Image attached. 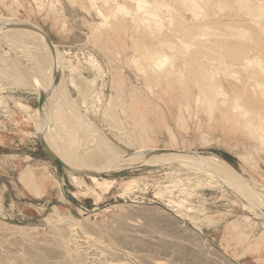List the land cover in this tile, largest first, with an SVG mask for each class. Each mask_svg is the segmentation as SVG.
Instances as JSON below:
<instances>
[{"label":"rangeland","instance_id":"rangeland-1","mask_svg":"<svg viewBox=\"0 0 264 264\" xmlns=\"http://www.w3.org/2000/svg\"><path fill=\"white\" fill-rule=\"evenodd\" d=\"M105 1L0 0V16L5 21L34 25L56 45L60 53L57 67L59 62L63 64L62 90L66 93L59 98L73 111L67 113L66 109L62 114L66 118L59 115L66 132L78 129L86 134L88 125L95 124L129 155L170 148L214 156L226 160L259 195L264 189V14L259 8L264 3L256 7L243 1L220 0L207 9L205 6V18L196 19L190 3L157 0L170 3L176 10L163 8L156 21L147 16L142 22L133 17L138 9L134 1ZM119 3L130 7L133 14L116 12ZM205 24L210 28L204 30ZM240 27L245 29L240 32ZM4 36H0V75L4 73L0 76V225L14 231L8 238L21 237V242L31 238L43 243L52 234L47 218L59 213L82 226L93 224L110 232L113 229L112 237L100 236L95 230L91 233L95 231L96 235L92 234L99 239L103 236L102 245L108 244L118 252V258L131 264L147 263L145 252L151 255V261L165 264H264V212L256 207L263 214L260 216L249 208L253 203L224 181L219 179V185L196 169L185 167L182 153H171L181 163L160 159L101 177L112 182L108 189L94 186L88 177H84L85 186L74 182L44 149L38 121L29 119L19 105H30L36 115L43 112L46 103L39 109L43 88L35 86L31 75L42 74L50 79L53 69L41 59L52 70L48 72L40 59L20 51L22 42L10 44L6 41L8 35ZM39 37L45 40L41 34ZM184 43L191 47L187 50ZM164 54L169 55L170 65L155 72L147 56ZM13 64L14 70L19 66L22 70L11 72ZM80 102H85L82 108ZM235 104L240 108L234 110ZM67 115L74 116V122ZM88 117L92 123L88 124ZM82 123L85 130L80 127ZM93 132L89 130L87 137ZM76 133L74 138L85 135ZM151 209L159 215L154 212L153 216ZM159 209L162 216L165 213L163 217ZM127 216L141 223L134 221L131 226ZM167 225L182 231V245L178 241L180 244L161 250L165 242L157 241L156 245V240L149 238L165 234ZM138 232L147 235L148 240L140 236L148 241L144 244L147 248L136 242ZM119 236H134L131 243L136 242L140 250L133 248L128 237Z\"/></svg>","mask_w":264,"mask_h":264},{"label":"bare ground","instance_id":"bare-ground-1","mask_svg":"<svg viewBox=\"0 0 264 264\" xmlns=\"http://www.w3.org/2000/svg\"><path fill=\"white\" fill-rule=\"evenodd\" d=\"M105 1V0H103ZM135 2L136 6L138 7L137 10H135L134 12V16L133 17H138L141 19L142 22H146V19H147V16H151V17H148L150 19H153L152 17H160V12L162 11V9H167L169 12L173 11L175 8L173 5H171L170 3L168 2H161V1H157V0H132ZM185 3H190L191 4V7H190V10L191 12L193 13L194 17L196 19H203L205 18L206 16V9L208 8L209 4H213L217 1H220V0H216V1H213V0H183ZM237 1H243L245 4H249V5H252L254 4L256 7H258L260 4L264 3V0H237ZM95 2V1H94ZM93 2V3H94ZM105 2H109V0L105 1ZM239 3V4H242L243 3ZM108 4V3H107ZM94 5V4H92ZM96 5V4H95ZM94 5V6H95ZM114 6V5H113ZM205 6H206V9H205ZM241 6V5H240ZM115 7V6H114ZM210 7V6H209ZM242 7V6H241ZM96 8V7H95ZM99 9V8H98ZM97 9V10H98ZM96 10V9H95ZM176 10V9H175ZM174 10V11H175ZM261 14H264V6H261L259 8ZM208 11V10H207ZM98 12L100 13V15H104V13L99 9ZM116 12H123L125 13L126 15H130V14H133L132 12V9L128 6H126L125 4H122V3H119L117 6H116ZM181 12V11H180ZM122 13V14H123ZM182 13V12H181ZM180 14V13H179ZM109 15V14H108ZM182 15V14H181ZM250 15V14H249ZM208 16V15H207ZM251 16V15H250ZM105 17V16H104ZM169 17H172V16H169ZM253 17V16H252ZM108 18V16L106 17ZM194 18V19H195ZM255 18V17H254ZM162 19V18H161ZM195 19V20H196ZM144 20V21H143ZM149 20V19H148ZM157 19H155L156 21ZM163 20V19H162ZM159 21V20H158ZM157 21V23H158ZM254 21V20H253ZM257 21V19H256ZM255 23L258 25L260 24L259 22H256ZM259 21H262V20H259ZM4 22H7L4 20V18H2V16H0V25H2V23ZM263 22V21H262ZM261 22V23H262ZM159 24V23H158ZM173 25V24H172ZM255 25V24H254ZM161 26V25H160ZM163 26V25H162ZM260 26V25H258ZM204 30L210 28L208 27L206 24ZM261 27V26H260ZM240 32H242V30H244L242 27H240ZM261 28H264V25L263 27ZM240 32H237L238 35L240 34ZM246 32V31H245ZM263 32H264V29H263ZM4 35H8V38L6 41H8V43H12V44H19L18 42H22L19 44V46H21L22 48H20L22 52H28L30 55H32L34 58L36 57L38 60L40 59V64L43 63V61L41 59H43L45 62L48 63L49 66H51L53 69V71L51 69H49L50 67L47 65V63H43L44 64V68L46 69V65L48 67L49 70H47L48 72H50V70L52 72H50V79H48L47 77H44L42 74L40 75H31V78H33V81H34V84L36 87L38 86H41L39 88H43V92L44 93H49L50 92V95H49V99L48 101L46 102V107L45 109L43 110V112L39 113V114H34L33 112V107H31L30 105L28 104H19L22 106V109L25 110V112L27 113V116L29 117V119H34V120H37L38 123H39V126L40 128L45 126L46 123H47V119H46V115H47V112L49 111L50 109V112H51V119H50V126H49V129H50V135H51V140L53 141V145L52 148H54V150L62 157L64 158L66 161L68 162H72L74 164H77V165H83V166H87V167H96V166H99V165H103L104 161H107V163H110L111 161H114L116 159L120 160L119 161V164L121 163H130V162H133L135 160H137L139 158V161L143 158V156L141 157H135V156H131L128 154L127 151H125L124 149H122L121 147H119L115 142H113V140L106 134H102L101 131L97 130L98 128L96 126H94L95 124H90L93 128L91 129L90 128V125L89 122H91V119H89L90 117H88V119L90 121H88V124H86V121L85 120V123L84 125L86 124V127L88 125V128L87 130H92V134L89 135V138L87 137V132L86 134L83 133L81 130H78L75 131V129L73 130L74 132V135L76 132H82L83 133V137H75L74 138V135H73V132H70L68 133L69 129L67 128V131L65 130V128L62 126L64 124L60 123V119H63L61 118V116L59 117V115H62L63 112H65V110L67 111V113H69L70 108L68 109L66 106H64L63 104V101L61 102L60 100V94L62 93V95L66 94V93H63V87L62 86V78H61V84L59 82L58 85L56 86H53V83L51 82L53 80V77L56 75L57 72L55 71V67H57V64L58 62H54V58L52 59L51 57H53V55H50V49L47 47V44H46V41L45 40H41L42 38H40V34L39 33H36L32 30H26V29H19V28H10V29H2L0 27V36L2 37H5ZM229 35V34H228ZM165 36V35H164ZM235 36V35H234ZM1 38V37H0ZM195 38V37H193ZM41 41V42H40ZM165 41V40H164ZM180 41V40H179ZM178 41V42H179ZM171 42V41H170ZM175 42V41H174ZM185 44V43H184ZM186 44H188V42H186ZM185 44V45H186ZM176 46V45H175ZM191 47V44L190 45H186V47ZM193 46V45H192ZM1 47V46H0ZM187 47V50L189 49ZM259 47V46H257ZM49 51H48V49ZM192 49V48H191ZM58 50V49H57ZM56 50V51H57ZM59 52V51H58ZM188 52V51H187ZM60 55V53H58ZM57 54V55H58ZM9 55V54H8ZM51 56V57H50ZM59 57V56H58ZM148 62L150 63V67L155 71V72H160L163 70V68H166L168 67L170 64H169V60H170V57L169 55L167 54H164V55H157V56H153V55H148ZM3 59V58H2ZM60 59V58H59ZM62 59V58H61ZM60 59V60H61ZM248 59V58H247ZM252 59V58H251ZM257 59V58H256ZM58 60V58H57ZM59 60V61H60ZM5 61V60H4ZM42 61V62H41ZM62 61V60H61ZM1 62V60H0ZM7 63L10 61H6ZM14 62V60H13ZM11 62V63H13ZM53 62V63H52ZM251 62V60H247V63L249 64ZM2 63V62H1ZM16 63V61H15ZM94 63L96 62H92V64L94 65ZM5 64V63H3ZM17 64V63H16ZM19 64V63H18ZM59 64L61 65L62 63L59 62ZM69 64V63H68ZM58 66L57 68L61 67V66ZM7 66V65H6ZM12 66V64L10 65V67ZM14 65L13 64V70L12 69H9V65L7 66V68L9 70H12L11 72L13 71H17L16 69H18V71L22 70V69H19L20 66L18 68H15L14 70ZM97 66V65H96ZM62 67H63V64H62ZM17 71V72H18ZM19 71V72H20ZM18 72V73H19ZM28 72V71H26ZM54 72H55V75H54ZM1 73V72H0ZM9 73V71H8ZM62 73V71H61ZM3 76H4V73H2ZM1 74V75H2ZM14 74H16V72H14ZM0 75V76H1ZM6 75V74H5ZM8 76L10 74H7ZM63 75V74H62ZM71 79V78H70ZM73 80V79H72ZM74 81V80H73ZM72 81V82H73ZM92 83V82H91ZM256 83V82H255ZM259 85V84H257ZM63 87V88H62ZM258 87V86H257ZM0 88L1 87V84H0ZM3 89H1L2 91ZM65 90V89H64ZM65 92V91H64ZM94 94V93H93ZM61 95V96H62ZM3 98V97H2ZM0 97V101L2 99ZM63 98V96L61 97V99ZM66 98V97H65ZM64 98V99H65ZM6 99V98H5ZM5 99H4V102H5ZM63 99V100H64ZM68 99V98H66ZM65 99V100H66ZM3 101V99H2ZM65 102V101H64ZM2 103V102H1ZM66 103V102H65ZM83 103L85 102H80V105L79 107H81L83 105ZM5 104V103H3ZM66 105V104H65ZM77 105V106H78ZM245 106V105H244ZM2 107V106H0ZM6 107V106H5ZM69 107V106H68ZM85 107V105L83 106ZM65 108V109H64ZM74 108V107H73ZM82 108V107H81ZM240 108V105L239 104H235L234 105V110L236 109H239ZM79 109V108H77ZM80 110V109H79ZM86 110V109H85ZM73 112V111H71ZM76 112V109L74 111V113H70L71 115H74ZM82 112V111H81ZM78 113V112H77ZM83 113V112H82ZM81 113V114H82ZM88 113V112H87ZM78 115V114H77ZM63 116V115H62ZM65 118H66V115H64ZM63 116V117H64ZM69 117V115H67ZM72 117V116H71ZM69 117L70 119H73V122H74V116L73 118ZM87 117V116H86ZM60 118V119H59ZM79 120V122L82 120V118H77ZM84 119V118H83ZM86 119V118H85ZM65 120V119H64ZM67 121L69 119H66ZM76 120V119H75ZM63 121V120H62ZM65 121V123L67 122ZM78 122V121H76ZM78 124H81L79 123ZM69 123V122H68ZM72 123V121L70 122ZM92 123V122H91ZM76 124V123H74ZM66 126V124L64 125ZM69 126V125H68ZM74 126V125H73ZM72 126V128H73ZM71 127V126H69ZM78 127V126H77ZM81 128L85 127L83 126V123L82 125H80ZM83 128L84 130L86 129ZM64 128V129H63ZM78 132V133H79ZM85 132V131H84ZM72 135L71 136H69ZM78 133H76L78 135ZM82 133H79V134H82ZM91 133V132H89ZM120 133V132H119ZM118 133V134H119ZM120 135V134H119ZM73 136V137H72ZM80 136V135H79ZM86 136V137H85ZM124 136H126L124 134ZM122 137V136H121ZM78 138V139H77ZM74 139H77V140H74ZM124 139V137L122 138ZM89 142V143H88ZM96 148V150H95ZM176 150V149H175ZM185 156L183 157L185 162L184 161H181L183 162V164L185 165V167L189 166V168H194L195 171H198L200 174L202 173V175H205L207 178L209 177L210 180H213L214 182H216L217 184H221L220 183V178L221 177H230L231 175H235V176H240L238 174V172L226 161V160H223V159H215L213 158L214 156L212 157H196L194 158V156L192 154H184ZM174 156L176 157V155H172L171 153H167V154H160V155H154L153 158H155L156 160H160V159H168V160H171V159H174ZM180 159V158H179ZM179 164V163H178ZM205 166L206 169L203 167ZM188 168V169H189ZM204 168V169H203ZM194 172V171H193ZM72 176V179L74 182H76L78 185L80 186H85L86 184V181L84 179V177L82 176H78V175H74V174H71ZM218 176H221L220 178ZM92 183L94 184V186H97L99 188H109L111 183L110 181H108L107 179H104V178H101L99 176H96V175H91L88 177ZM205 178V177H204ZM209 182V179L207 180ZM206 181V182H207ZM211 181V182H213ZM210 184V182H209ZM236 186L238 188H240L243 192L249 194V195H252L254 196L257 200H260L261 198L264 200V189H261L259 191V196L257 193H255L254 191L250 192L248 188H243L241 186V184L239 183H235ZM241 185V186H240ZM78 187V186H77ZM80 188V187H79ZM97 188V189H99ZM90 189V188H89ZM105 190V191H108V190ZM183 191H185V188L182 189ZM181 190V191H182ZM83 191V190H82ZM85 191V190H84ZM257 191V192H258ZM86 192V191H85ZM179 194V193H178ZM257 194V195H256ZM242 196V194H241ZM245 197V196H244ZM261 197V198H260ZM249 200V199H248ZM250 201V200H249ZM249 205V204H248ZM132 208H138V206L136 207H133L131 206ZM149 206H146V208H148ZM149 208H152V207H149ZM249 208H251L253 211H255L257 214H259L260 216L263 214H261L258 210V208L256 209V206L255 205H251L249 206ZM133 209V211H134ZM139 209H141V207H139ZM138 209V211H140ZM155 209V208H154ZM158 209V208H157ZM128 210V209H127ZM131 210V209H129ZM136 210V209H135ZM143 210V209H142ZM152 212H153V209H151ZM151 210H148V214L150 213ZM132 211V212H133ZM162 209L158 211V213L160 212V215H161V212ZM143 212V211H142ZM155 212V211H154ZM153 212V213H154ZM264 212V210H263ZM126 213V212H125ZM129 212H127V215H128ZM146 213V212H145ZM156 213V216L159 215L157 214V211L155 212ZM155 213L153 214V216H155ZM136 214V212H135ZM151 214V213H150ZM164 212H163V216H164ZM125 215V214H124ZM134 215V214H133ZM135 216H138V214H136ZM149 216V215H147ZM152 216V215H151ZM152 216V217H153ZM162 216V215H161ZM159 216V217H161ZM162 216V217H163ZM67 217V216H66ZM128 218L124 217V219H129V216H127ZM132 217V216H131ZM134 217V216H133ZM143 217V216H142ZM146 217V216H145ZM161 217V218H162ZM168 217V216H167ZM147 218V217H146ZM166 218V217H165ZM172 218V217H171ZM170 218V219H171ZM134 219V218H133ZM137 219V218H136ZM151 219V218H150ZM160 219V218H159ZM169 219V218H168ZM48 220V223L47 224H50L48 226L52 227V234L50 236L49 239H47V241L41 243V242H35L36 240H32L31 238L27 239L28 242H26L27 240L25 239L24 242H21V237H20V242L16 239L17 237L15 236V238H8L7 236H11L13 235V230L11 228H9L8 226H5V224L1 223L2 225H0V264H128V262H125V260H122L124 258H118V252L117 254L115 252H113L111 250V248L107 247L108 244H105V245H102L100 239L103 237H101L100 239L99 238H96L92 233H94L95 231L100 233V236L102 234H106V236H108L107 234L110 235V237L112 236H115V235H112L111 232H113L111 230L108 231L107 228L103 229V228H100V227H97L96 225L94 226L93 224H90V226H87L84 224V226H82L79 222H77L76 220L74 221L73 219H68V218H65L64 216L62 217L61 214L57 213L56 215H53L52 217H48L47 218ZM123 220V219H121ZM149 220V219H148ZM156 220V219H155ZM125 221V220H124ZM129 221V222H128ZM126 220V222H128L127 224H131V226H133V224L135 223L134 221H141V220H132V219H129V220ZM131 221V222H130ZM152 222V220H150ZM158 221L160 220H157L156 222L158 224H160ZM171 221V220H170ZM169 221V222H170ZM2 222V221H0ZM134 222V223H133ZM154 223H156L154 220H153ZM161 222V221H160ZM141 223V222H140ZM153 223V224H154ZM164 223V222H163ZM167 223V222H166ZM176 223V222H175ZM46 224V225H47ZM126 224V223H125ZM168 224V223H167ZM177 224V223H176ZM98 225V223H97ZM136 226L139 225V223L135 224ZM152 225V224H151ZM179 225V224H178ZM103 226V225H102ZM130 226V225H128ZM130 226V228H131ZM157 224L154 226L156 227ZM162 226V225H161ZM174 226V225H173ZM171 225H167V227L165 228L166 231H164L165 234H160V235H151L152 236H155L154 239L151 240V237L149 238L150 241L153 242V240H156L155 242H159V241H163L165 243H163L161 246H158L159 249L163 250L164 247H167V246H173L174 244H180L182 245V239L180 237V234L181 232L179 233L178 231V228L176 227H173ZM234 226V225H233ZM135 227V226H134ZM153 227V228H154ZM163 227V226H162ZM160 227V230L161 228ZM180 227V226H179ZM14 228V227H12ZM112 228V227H110ZM107 229V230H106ZM133 229V228H131ZM130 229V230H131ZM139 229V228H138ZM155 229V228H154ZM159 229V228H158ZM235 229V227H234ZM16 230V229H14ZM48 230V229H47ZM91 230H95V231H92L91 233ZM110 230V229H109ZM119 230V229H118ZM124 230V228H123ZM121 230V231H123ZM128 230V229H127ZM136 230V229H135ZM133 229V232L135 231ZM140 230V229H139ZM157 230V229H156ZM132 231V230H131ZM137 231V230H136ZM135 231V232H136ZM129 232V231H128ZM140 232V231H139ZM139 232L137 233V236L134 237L136 239V242L139 241V244H140V247L141 246H144V244H147V242H144L143 241V237L144 238H147V235L146 237L143 236V234H139ZM145 232V231H144ZM142 232V233H144ZM154 232V231H153ZM160 232V231H159ZM47 233V232H46ZM97 233V234H98ZM117 233V232H116ZM149 233H151L149 231ZM161 233V232H160ZM184 233V232H183ZM26 234V233H25ZM96 235V233H94ZM129 234H134V233H129ZM155 234V233H154ZM21 235V234H20ZM46 235V234H45ZM44 235V236H45ZM127 235V234H126ZM145 235V234H144ZM13 236V237H14ZM99 236V234H98ZM125 236V235H124ZM140 236H143L142 238ZM24 237V236H23ZM31 237V236H30ZM117 237V236H116ZM114 237V238H116ZM120 237V236H119ZM123 237V236H121ZM120 237V239H121ZM128 236H126L124 239H126ZM130 237V235H129ZM128 239L132 240V236L131 238ZM137 237H140V238H137ZM113 238V239H114ZM133 238V239H134ZM153 238V237H152ZM155 238H158L155 239ZM11 239H16V240H11ZM122 239V240H124ZM127 239V240H128ZM134 239V240H135ZM103 240V239H102ZM119 240V239H118ZM127 240L124 241V244L127 242ZM128 240V242H129ZM130 240V244H134L132 246H134L133 248H138V244L135 242V243H131L132 241ZM142 240V241H141ZM148 240V238H147ZM41 241V240H40ZM121 240H119V242L117 243H120ZM180 243H179V242ZM141 242H144L143 244H141ZM158 242L156 245H158ZM104 243V242H103ZM123 243V242H122ZM129 243L127 244L129 246ZM151 243V242H150ZM186 243V242H184ZM121 244V243H120ZM135 244H137L135 246ZM173 244V245H172ZM107 245V246H106ZM129 246L130 248H132V246ZM153 245V244H151ZM160 245V244H159ZM180 245L176 246V247H179ZM190 245V244H189ZM106 246V247H105ZM149 246V244H148ZM169 246V248H170ZM120 247V246H119ZM122 247V246H121ZM124 247V246H123ZM145 248H147L146 246H144ZM143 247V249H144ZM154 247H157V246H154ZM152 247V248H154ZM161 247V248H160ZM175 247V248H176ZM188 247V246H187ZM126 248V247H125ZM124 248V249H125ZM150 248V246H149ZM168 248V247H167ZM166 248V250H167ZM174 248V247H173ZM139 249V248H138ZM158 249V248H157ZM158 249V250H159ZM131 250V249H130ZM129 250V251H130ZM134 251H136L135 249H133ZM140 250V249H139ZM147 251V249H145ZM144 250V251H145ZM155 250V249H153ZM172 250V249H171ZM177 250V248H176ZM142 251V250H141ZM143 251V252H144ZM168 251V250H167ZM170 251V249H169ZM179 251V250H178ZM131 252V251H130ZM133 252V251H132ZM158 252V251H157ZM160 252V251H159ZM135 253V252H134ZM134 253H132V256L134 257ZM136 253H139L136 252ZM149 253V252H148ZM151 253V252H150ZM153 253V252H152ZM151 253V254H152ZM134 254V255H133ZM139 254H144L142 252H140ZM137 255L136 254V257L139 256L138 258H141L140 255ZM147 253L145 252V256H148V261H151V259L149 258V256H151L150 254L146 255ZM182 254V253H181ZM187 254V253H186ZM121 254H119V257H120ZM142 255V256H144ZM183 255V254H182ZM123 256V255H122ZM121 256V257H122ZM131 256V255H130ZM131 256V258H132ZM156 257V256H155ZM144 258V259H145ZM157 258V257H156ZM135 261H138V259H136L134 257ZM143 259V257H142ZM201 259V258H200ZM142 261H145V260H142ZM199 261H202V260H199ZM206 261V260H205ZM141 262V260L139 261ZM146 262V261H145ZM151 262H153V264H165L161 261H154L152 260ZM150 262V264H151ZM147 263H144L143 264H147ZM131 264V263H129ZM137 264H139L137 262ZM141 264V263H140ZM149 264V263H148Z\"/></svg>","mask_w":264,"mask_h":264},{"label":"water","instance_id":"water-1","mask_svg":"<svg viewBox=\"0 0 264 264\" xmlns=\"http://www.w3.org/2000/svg\"><path fill=\"white\" fill-rule=\"evenodd\" d=\"M0 27L2 29L3 28L4 29H10V28L29 29V30H32L34 32L41 34L45 38L47 46L53 55L54 61L57 62L56 45L54 44L52 39L40 28H38L34 25L27 24V23H13V22H4V23H2V25H0ZM60 68L61 67L56 68V69H58V72L56 73V75L54 77L53 86L58 85L60 80H61V69ZM49 95H50V92L48 94L47 93H41L39 109H41L42 106L46 103V101H48ZM45 117L47 119L46 125L38 129V136L41 140V143H42L44 149L46 150V152L62 168H64L70 174H74V175H78V176H82V177H89L91 175H96L99 177L112 176V175H115L121 171L130 169V168H134V167L143 166V165H145L151 161H155L156 159L153 158L154 155L167 154V153L192 154L194 156V158L203 157V156L199 155L197 152L186 151L184 153L182 151H177V150H173L170 148H163V149H151L148 151H143V152L141 151V152L131 154V155L135 156L136 158L141 157V156H143V158L140 161L138 158L137 160L130 162V163L119 164L120 160L116 159L114 161H111L108 164L99 165L96 167H87V166H83V165H77V164H74L72 162L66 161L64 158H62L54 150V148H52L51 145H53L54 143L51 140L50 129H49L50 119H51L50 109L47 112V115ZM161 160H163V159H161ZM171 160L180 162V159H178V158H174ZM220 180L224 181L231 188H233L235 191H237L238 193H240L243 196H245L246 198H248L256 207H258L263 212L264 200L261 197H260L261 198L260 200H257L254 196L243 192L240 188H238L236 186L235 183L237 182V183H240L241 185H243L244 188H248L250 192H252V191L256 192V190L250 184H248L241 176L231 175L230 177H226V178L221 177Z\"/></svg>","mask_w":264,"mask_h":264},{"label":"crops","instance_id":"crops-1","mask_svg":"<svg viewBox=\"0 0 264 264\" xmlns=\"http://www.w3.org/2000/svg\"><path fill=\"white\" fill-rule=\"evenodd\" d=\"M60 196V195H59Z\"/></svg>","mask_w":264,"mask_h":264}]
</instances>
